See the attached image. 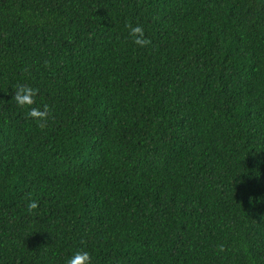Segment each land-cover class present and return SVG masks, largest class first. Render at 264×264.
Wrapping results in <instances>:
<instances>
[{
	"label": "trees",
	"instance_id": "obj_1",
	"mask_svg": "<svg viewBox=\"0 0 264 264\" xmlns=\"http://www.w3.org/2000/svg\"><path fill=\"white\" fill-rule=\"evenodd\" d=\"M77 248L264 264V0H0V264Z\"/></svg>",
	"mask_w": 264,
	"mask_h": 264
},
{
	"label": "clouds",
	"instance_id": "obj_2",
	"mask_svg": "<svg viewBox=\"0 0 264 264\" xmlns=\"http://www.w3.org/2000/svg\"><path fill=\"white\" fill-rule=\"evenodd\" d=\"M129 35L133 38V42L137 45H145L147 40L142 37L143 29L139 24L129 25ZM36 89L27 84H17L12 94V99L15 104L20 107L32 105L34 103V96ZM27 115L36 119L38 123L43 125L44 118L48 115V107L44 105L43 109L38 107H31L28 109ZM36 201L32 200L27 203L29 210L35 208ZM64 264H92L90 253L82 248H77L71 252L70 255L64 259Z\"/></svg>",
	"mask_w": 264,
	"mask_h": 264
}]
</instances>
